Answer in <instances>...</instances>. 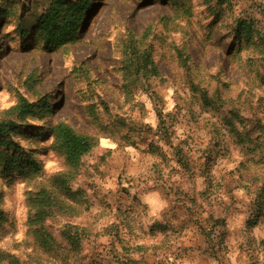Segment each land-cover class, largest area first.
I'll use <instances>...</instances> for the list:
<instances>
[{
    "label": "rangeland",
    "instance_id": "rangeland-1",
    "mask_svg": "<svg viewBox=\"0 0 264 264\" xmlns=\"http://www.w3.org/2000/svg\"><path fill=\"white\" fill-rule=\"evenodd\" d=\"M90 2L78 41L52 50L15 33L17 6L0 19V111L18 96L51 108L14 137L34 153L39 175L0 168V264H264V0L221 9L216 0ZM237 19L251 20L263 43L261 53L245 51L249 63L244 53L229 56ZM129 34L147 36L163 80L131 96L121 91L114 48ZM190 81L217 91L219 107L204 106ZM232 111L242 119L238 135L224 125ZM57 123L93 143L59 190L53 177L69 168L47 133ZM34 128L39 139L29 138ZM41 189L64 208L44 223L51 251L29 223V193ZM67 225L83 230L77 251L61 237Z\"/></svg>",
    "mask_w": 264,
    "mask_h": 264
},
{
    "label": "trees",
    "instance_id": "trees-1",
    "mask_svg": "<svg viewBox=\"0 0 264 264\" xmlns=\"http://www.w3.org/2000/svg\"><path fill=\"white\" fill-rule=\"evenodd\" d=\"M27 1L28 5H26ZM90 1L1 0L0 19L14 15V7L17 6L20 14L17 15L15 22V33L23 40L26 37L35 39L31 42L33 46H38L41 43L45 50H52L78 41L76 35L81 28V20L92 5ZM227 2L228 0H216V5L221 9V6L227 5ZM211 12L214 13V11ZM232 27L230 34L234 49L229 56H235L234 59L240 60L241 54L244 53L249 63L251 58H249V53L245 51L252 48L259 53L262 52L263 43H261L260 33L255 29L251 20H234ZM146 38V35L136 38L129 34L124 40H116L114 48L120 60L121 91L125 95L131 96L136 88L142 87L144 83L149 84V80H159L160 83L163 81L152 61L151 51L145 44ZM24 45L26 46V44ZM180 57L186 59L184 54ZM189 89L194 94H198V100L206 107L218 108L222 101L217 98V91L215 93L214 91L210 92L208 89L200 87L199 83L195 81L189 82ZM208 91L214 94L211 95ZM50 109L45 98L42 99L41 97L35 102H29L24 97L18 96L13 106L0 111V168L2 173L16 174L28 179L39 175L40 164L34 158V153L32 150L25 151L20 148L14 142V137L28 133L27 130L24 131L21 124L28 117L41 119L50 113ZM93 119L96 120L95 115ZM158 119L160 125L164 127L161 116H158ZM116 123L125 125L120 120H117ZM236 124L243 127L242 119L237 112L232 111L230 117L224 118V125L230 132L238 135ZM34 129L35 131L30 134L29 138L39 139L43 135L42 129ZM47 133L52 137V148L64 158L65 164L69 168L66 173L53 177L55 189L59 190L70 179L74 178L81 158L92 149L93 143L89 136L76 133L64 123H57L48 127ZM237 138L240 140L248 139L249 134L240 133ZM50 192L43 189L30 192L27 200L32 211L29 216V223L32 225L33 235L39 246L45 251H51L53 244L44 223L51 216L53 209H64L59 202H56V195H52ZM82 231L76 226L67 225L62 227L60 234L71 249L77 251L83 237ZM13 264L25 263L15 261Z\"/></svg>",
    "mask_w": 264,
    "mask_h": 264
}]
</instances>
